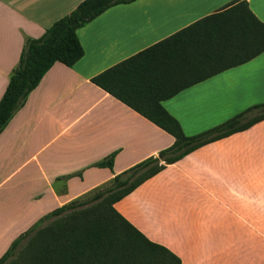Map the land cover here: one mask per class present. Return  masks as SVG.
Returning <instances> with one entry per match:
<instances>
[{
  "label": "crops",
  "instance_id": "obj_1",
  "mask_svg": "<svg viewBox=\"0 0 264 264\" xmlns=\"http://www.w3.org/2000/svg\"><path fill=\"white\" fill-rule=\"evenodd\" d=\"M82 1L0 0V99L25 39ZM233 1L136 0L77 30L82 58L55 63L0 134V258L43 216L173 144L90 79ZM241 1L264 24V0ZM261 103L264 53L161 105L190 137ZM111 154V170L91 167ZM114 208L180 264H264V120L165 165Z\"/></svg>",
  "mask_w": 264,
  "mask_h": 264
},
{
  "label": "trees",
  "instance_id": "obj_2",
  "mask_svg": "<svg viewBox=\"0 0 264 264\" xmlns=\"http://www.w3.org/2000/svg\"><path fill=\"white\" fill-rule=\"evenodd\" d=\"M136 0H84L55 21L40 38H26L17 66L0 99V134L29 93L55 64L71 68L83 56L77 30L117 4ZM264 53V24L245 1L235 0L151 47L90 79L153 125L170 135L173 144L108 183L40 218L18 236L0 264L30 237L37 236L34 264H180L165 247L148 240L114 205L137 187L200 147L242 132L264 120V103L251 106L227 121L194 136L161 103L179 92L243 65ZM115 154L91 167L112 169ZM81 173L71 174L58 181Z\"/></svg>",
  "mask_w": 264,
  "mask_h": 264
},
{
  "label": "rangeland",
  "instance_id": "obj_3",
  "mask_svg": "<svg viewBox=\"0 0 264 264\" xmlns=\"http://www.w3.org/2000/svg\"><path fill=\"white\" fill-rule=\"evenodd\" d=\"M87 196L83 197L85 199ZM39 250V239L33 236L24 240L2 264H34V258Z\"/></svg>",
  "mask_w": 264,
  "mask_h": 264
}]
</instances>
